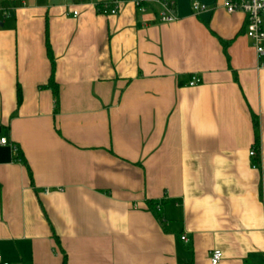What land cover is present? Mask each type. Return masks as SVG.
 <instances>
[{"label": "crops", "instance_id": "obj_1", "mask_svg": "<svg viewBox=\"0 0 264 264\" xmlns=\"http://www.w3.org/2000/svg\"><path fill=\"white\" fill-rule=\"evenodd\" d=\"M105 1L0 0L2 257L264 264V69L245 15L175 0L162 24Z\"/></svg>", "mask_w": 264, "mask_h": 264}, {"label": "built area", "instance_id": "obj_2", "mask_svg": "<svg viewBox=\"0 0 264 264\" xmlns=\"http://www.w3.org/2000/svg\"><path fill=\"white\" fill-rule=\"evenodd\" d=\"M88 2L96 3L97 0H88ZM126 4H133L142 14L154 13L162 24L174 23L178 20L175 0H107L98 6V10L103 14L116 16ZM224 7L229 14L242 13L245 15L246 36L256 51L259 68L264 69V0H225ZM193 10L200 13L208 9L205 5L194 3ZM79 15L78 11L73 12V18H77ZM200 83L201 78L194 75L187 86L195 87ZM9 144L8 139H0V146H8ZM13 148L14 151H17L16 147ZM257 154L256 149L250 151L251 157H256ZM50 192L51 190L47 189L44 193L48 195ZM156 209L160 212L162 210L161 204L156 205ZM181 238L186 243L190 241L185 234ZM222 257L223 252L220 249H215L211 256V263L218 264ZM0 264H11V262L5 260L0 253Z\"/></svg>", "mask_w": 264, "mask_h": 264}, {"label": "trees", "instance_id": "obj_3", "mask_svg": "<svg viewBox=\"0 0 264 264\" xmlns=\"http://www.w3.org/2000/svg\"><path fill=\"white\" fill-rule=\"evenodd\" d=\"M51 56V54H50ZM49 87L53 90V92L55 93L56 95V98L58 96V86L54 80V78L52 77L51 81H50V84H49ZM254 126H255V130H256V138H257V142L260 141V132H259V122H258V119L256 117H254ZM18 160L19 161H24L21 159V157L19 158L18 157ZM150 207L153 211H155L157 213V210H156V206L154 204H150Z\"/></svg>", "mask_w": 264, "mask_h": 264}]
</instances>
